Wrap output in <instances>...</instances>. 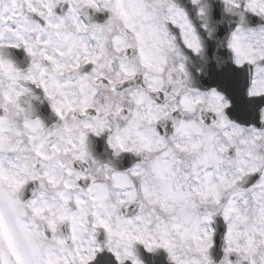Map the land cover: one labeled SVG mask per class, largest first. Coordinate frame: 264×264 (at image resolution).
I'll return each instance as SVG.
<instances>
[{
    "label": "clouds",
    "instance_id": "1",
    "mask_svg": "<svg viewBox=\"0 0 264 264\" xmlns=\"http://www.w3.org/2000/svg\"><path fill=\"white\" fill-rule=\"evenodd\" d=\"M33 2L41 6L42 0ZM50 2L54 16L62 19L59 28H47L41 17L25 12L41 29L25 33L37 56H28L22 45L0 48V57L13 69L0 68V116L7 118L0 129V160L10 175L28 163L41 174L47 170L62 178L56 187L29 181L19 193L25 204L42 197L53 206L34 220L35 231L47 237L39 240L42 247L52 245L48 222L65 207L76 212L71 200H87L88 186L95 185L96 206L82 205L85 212H98L114 230L117 218L132 220L123 227H147L150 237L158 238L159 225L167 230L177 257L173 261L164 249L149 252L135 244L133 256L123 264H132L133 258L139 264H264V186H257L264 174V100L247 96L248 87L264 91V13L259 11L264 0L255 12L247 7L250 0ZM172 5L183 13L175 16V23L170 19L175 15ZM85 56L96 63H84ZM242 57L255 63L237 64ZM77 59L79 68L74 67ZM34 62L39 69L32 68ZM25 75L43 80L52 98ZM5 93L11 103L4 100ZM53 101L62 110L71 102L75 111L64 110L60 119ZM36 121L41 130L25 128L26 122ZM86 123L96 130L85 128ZM253 128L258 137L250 134ZM38 147L47 151L49 160L37 158ZM237 152L259 170L255 179L230 184L241 166L235 163ZM81 153L82 159H74ZM157 162L160 174L154 169ZM137 165L140 175L133 176L131 169ZM75 173L86 179L77 180ZM114 174L121 175L114 180ZM64 182L73 185L70 192ZM60 192L71 198L67 205ZM125 192L134 196L121 205L120 200L128 199ZM225 208L230 209L227 221ZM25 211V221L32 223L31 212ZM88 221L90 225L91 215ZM94 231L97 242L105 243L103 230ZM67 234V226L57 222L56 235ZM118 243L114 237L113 246Z\"/></svg>",
    "mask_w": 264,
    "mask_h": 264
},
{
    "label": "snow or ice",
    "instance_id": "2",
    "mask_svg": "<svg viewBox=\"0 0 264 264\" xmlns=\"http://www.w3.org/2000/svg\"><path fill=\"white\" fill-rule=\"evenodd\" d=\"M91 3V0H90ZM259 0H250V3L247 5L250 11H257V5ZM53 5L50 0H42L41 6H37L33 0H0V48L15 49L17 47L23 46V51L27 53L30 57H35L38 55L34 51V45L30 42L26 36V32H39L40 26L29 21L28 16L25 15V12L28 14L39 16L43 19L44 24L47 28H59L62 23V19L56 18L53 14ZM175 9V15L170 17L172 22L175 23V16H183V13L179 9L175 8L174 5L170 6V11ZM69 13H73L74 9L69 8ZM259 11L264 13V3L259 4ZM186 20V17L184 18ZM7 34V39L5 36ZM39 42V41H37ZM48 42L45 41L46 45ZM191 46V45H190ZM86 47V46H85ZM229 47L233 48V51L236 52L234 45L230 44ZM64 53L61 52L60 55ZM42 58L46 61L53 62V57L40 54ZM264 59V58H262ZM84 63L92 65L96 63V58L85 56ZM237 64L252 65L255 63L253 59L242 57L236 60ZM7 66L9 70L12 69L11 63H7L5 60L0 57V68ZM80 60L77 59L74 64L75 68H79ZM32 68L39 69L40 65L38 63H33ZM32 69H29L31 72ZM241 74L243 69L238 70ZM25 80H31L33 83H39L44 87L45 93L49 94L50 99L51 94L49 93L48 85L43 81H37L31 75H25L23 77ZM249 81L252 85L256 82L251 80ZM59 87V85H57ZM155 91V89H152ZM247 96L252 97L253 99L259 98L264 100V91L262 90H253L251 87L247 89ZM4 100L11 103L12 99L9 93L4 94ZM53 110L56 112L57 116L60 119H64V110L66 111H75L72 103L68 102L61 107L57 106L55 101H53ZM5 111L7 109L5 108ZM81 111H84V108H81ZM244 111L247 113V106H244ZM5 116H0V129H2L5 121ZM223 123V120H221ZM41 125L39 121L34 123H25V128L29 129L32 132L41 130ZM85 128L96 130V125L86 123ZM259 127V125H258ZM237 132L243 131V129H235ZM250 131V134L258 137L257 129L253 128ZM31 135L29 139H33ZM84 144V137L81 135L80 145ZM42 147V146H41ZM41 147L34 149L35 155L41 161L49 160L50 156L46 150H41ZM76 145L72 144V150H76ZM123 149V146H121ZM55 150V146H54ZM126 151H131V149H123ZM67 151V149H65ZM238 159L235 161L237 165H241L237 168V175L229 182L230 184H235L237 181L243 180L245 177L251 176L252 179H255L253 175L259 169L256 166H249L248 162L243 159H239L240 153L237 152ZM83 153L75 155L74 159H82ZM15 167V165H12ZM43 167V165H42ZM139 165L131 169V175L137 176L140 175L138 172ZM154 169L158 174L161 172V166L159 162L154 165ZM74 173L72 170L67 172L68 176H72ZM121 174H114L113 179L116 180ZM76 179L82 177L80 173H75ZM126 179V177H125ZM44 180L49 185L56 187L60 184L62 178L56 179L45 170L42 174L36 170L34 164L25 163L20 167V172L17 174L10 175L8 170L3 166V161L0 160V264H123V261L129 257L133 256L132 248L133 245L139 244L143 245L144 248L151 252L154 248L164 249L169 257L176 261L177 257L174 254V246L171 244L167 238L168 232L166 229L161 228L159 225L156 227V231L159 234L157 237H150L148 234V228L145 227L143 231L139 228L128 229L123 227V225H132V220H120L117 218V230H114L113 227L101 217V215L96 211L85 212L82 209V205H86L89 202L92 203V206H96V197L93 195L95 190V185L88 186V199L82 200L80 197H76L74 200H71L69 196H66L63 192L58 193L61 202L63 205H67L70 200L74 203L77 211L72 212L70 209L65 207L63 211L56 215L55 219L48 222V231L52 233V245H49L47 248H43L39 243L41 238L47 239L44 237V234L39 231H35L36 225L34 223L35 219L43 218V213L45 211L51 212L53 206L47 201H44L41 198H34L27 202L23 203L19 198V193L21 189L29 181ZM260 183L257 185L264 186V174H261L259 177ZM7 184V189L5 190L4 185ZM117 187L121 186L119 184L115 185ZM63 187L69 192L72 190L73 185L68 182L63 183ZM142 190L145 192V195L148 196L147 188L142 186ZM124 195L128 197L127 200H120L119 203L125 204L130 203L134 193L125 192ZM7 205V210L5 209ZM103 207V205H102ZM27 209L31 212L33 217V222H26L24 217L27 215L25 211ZM230 209L225 208L224 210V219L227 221L229 219ZM91 215L92 221L89 225L88 216ZM137 221L143 222L142 216H137L135 218ZM57 222L62 225L67 226V237L57 236ZM208 223H211V219L208 218ZM175 227V226H173ZM89 228L92 231H89ZM95 229H102L103 233L106 235L107 240L105 243L100 244L95 239ZM233 226L228 225V234L231 235ZM88 234V239L84 240L82 237L84 234ZM118 238L120 243L117 246H113V238ZM69 241H71V246H69ZM121 247L123 251H121ZM228 251H233L229 248ZM132 264H139V261L134 259Z\"/></svg>",
    "mask_w": 264,
    "mask_h": 264
},
{
    "label": "flooded vegetation",
    "instance_id": "3",
    "mask_svg": "<svg viewBox=\"0 0 264 264\" xmlns=\"http://www.w3.org/2000/svg\"><path fill=\"white\" fill-rule=\"evenodd\" d=\"M20 54L17 53V56H19ZM125 166H128V162H127V159L125 160Z\"/></svg>",
    "mask_w": 264,
    "mask_h": 264
}]
</instances>
